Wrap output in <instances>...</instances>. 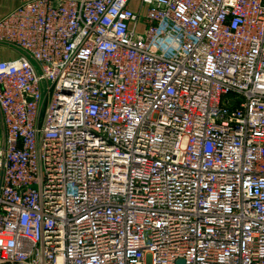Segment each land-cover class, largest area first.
<instances>
[{
	"label": "built area",
	"instance_id": "1",
	"mask_svg": "<svg viewBox=\"0 0 264 264\" xmlns=\"http://www.w3.org/2000/svg\"><path fill=\"white\" fill-rule=\"evenodd\" d=\"M0 47V264H264V0H22Z\"/></svg>",
	"mask_w": 264,
	"mask_h": 264
},
{
	"label": "crops",
	"instance_id": "2",
	"mask_svg": "<svg viewBox=\"0 0 264 264\" xmlns=\"http://www.w3.org/2000/svg\"><path fill=\"white\" fill-rule=\"evenodd\" d=\"M22 3V0H0V19L7 15L9 12L17 8ZM16 52L0 47V60L15 57ZM0 135H2V119L0 113Z\"/></svg>",
	"mask_w": 264,
	"mask_h": 264
},
{
	"label": "water",
	"instance_id": "3",
	"mask_svg": "<svg viewBox=\"0 0 264 264\" xmlns=\"http://www.w3.org/2000/svg\"><path fill=\"white\" fill-rule=\"evenodd\" d=\"M2 136L4 138L3 127H2ZM4 172H5V167H4V164H3L2 165V168H1V172H0V193H1L2 185H3V180H4ZM178 264H184V261L183 260H180L178 262Z\"/></svg>",
	"mask_w": 264,
	"mask_h": 264
}]
</instances>
